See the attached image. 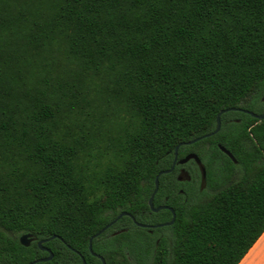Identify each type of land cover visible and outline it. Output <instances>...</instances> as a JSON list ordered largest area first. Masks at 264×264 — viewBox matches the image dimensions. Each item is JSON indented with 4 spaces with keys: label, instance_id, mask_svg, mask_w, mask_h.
Here are the masks:
<instances>
[{
    "label": "trees",
    "instance_id": "1",
    "mask_svg": "<svg viewBox=\"0 0 264 264\" xmlns=\"http://www.w3.org/2000/svg\"><path fill=\"white\" fill-rule=\"evenodd\" d=\"M261 98L264 0H0V264H101L88 238L119 213L170 221L147 201L175 146L204 187L161 173L152 205L164 194L171 223L121 215L91 251L237 264L264 230V118L231 108Z\"/></svg>",
    "mask_w": 264,
    "mask_h": 264
},
{
    "label": "water",
    "instance_id": "2",
    "mask_svg": "<svg viewBox=\"0 0 264 264\" xmlns=\"http://www.w3.org/2000/svg\"><path fill=\"white\" fill-rule=\"evenodd\" d=\"M231 109L233 110V109H235V108H231ZM224 111H225V110H221V111H219V112L216 114V116H215V128L211 131V133H214V132H216V131L218 130V128H219V115H220V113H222V112H224ZM250 114H251L254 118L258 119V120L264 118V110H263V112H261L260 114H253V113H250ZM206 135H207V134H206ZM196 139H198V138H196ZM193 141H195V140H190V141H186V142H181V144H189V143H192ZM176 149H177V146L174 147V151H173L174 158H175V154H176ZM219 149H220L224 154H226V155H227V156H228V157L234 162L233 157L231 156V154H230L226 149H224V148L221 147V146H219ZM189 159H192V161L198 166L199 171H200V177H201L202 179H204V177H205V168H204V166L202 165L200 159L197 157L196 154H194V153H192V152H191V153H188L187 155H185L183 158H181V159L179 160V163L186 162V161L189 160ZM173 162H174V159H173V161H172L171 166H170L168 169H165V170L159 171V172L156 174L155 178H154V188H153V190H152L150 196L148 197V201H147V204H148L149 209H151V210H153V211H157L158 209H161V208H165V207H166V206H162V205H161V206H157V207H153V205H152V197H153V194L155 193V191H156V189H157V177H158L161 173H167V172H169V171L172 169ZM166 208H168V209L171 211V213H172L171 220H172V219H173V211H172V209H171L170 207H166ZM121 215H128V216L131 218V220L134 221V218H133L131 215H129V214L125 213V212H121V213H119V214H118L113 220H111L110 222H108L105 226H103L100 230H98V231L95 232L92 236H90V237L88 238V251H89V253H90L91 255H93V256H95L96 258H98V259L100 260L101 264H105L103 258H102L99 254H96V253H94V252L91 251V245H90V244H91V239H92L93 237H95L96 235H98L101 231H103V230H104L105 228H107L109 225H111V224H112L117 218H119ZM171 220L168 221L166 224H170V223H171ZM134 222H135V221H134ZM135 224H136L137 226H140V227H145V225L142 224V223H137V222H135ZM158 225H162V224H158ZM53 237H54V236H50V237H48V238L39 239V240L36 241L37 246H38L41 250H43V251H45V252L47 253V256H45V257H43V258H40L39 261H47V260H49V259L52 257V253L50 252V250H49L48 248L42 246L41 244H42L44 241L49 240V239H51V238H53ZM31 240H32V238H31L30 234H28V233L21 234V235L18 237V242H19V244H21L22 246H27V245L30 243ZM80 260H81V263H80V264H85V261H84V259H83L82 257H80ZM30 263H32V262H30Z\"/></svg>",
    "mask_w": 264,
    "mask_h": 264
},
{
    "label": "flooded vegetation",
    "instance_id": "3",
    "mask_svg": "<svg viewBox=\"0 0 264 264\" xmlns=\"http://www.w3.org/2000/svg\"><path fill=\"white\" fill-rule=\"evenodd\" d=\"M260 102H261V108H260V112L259 113H254V112H251L249 110H246V109H243V108H236L234 110H236L237 112H242V113H247L249 114L250 116H252L250 113H253V114H260L261 112H263L264 110V98H261L260 99ZM253 117V116H252ZM225 123L226 124H232V123H238L240 125V127H243L244 125V122L241 121L240 117L238 116H230L228 117L226 120H225ZM188 153H191V152H187L185 153L183 156L181 157H177V154H175V158H174V155H173V158L171 160V164H172V161L174 159V162H173V166H172V169L170 171H172V177L174 178V180L178 183H183V182H192V179H191V167H193L196 171H197V176L199 178V189L203 188L204 187V179H202L200 177V171H199V168L198 166L192 161V159H189L187 160L186 162H183V163H179V160L181 158H183L185 155H187ZM170 164V166H171ZM169 166V167H170ZM165 174V173H164ZM164 191L167 192L168 188H169V182H165L164 185ZM190 189L193 190V187L192 185H190ZM176 192L182 196H184V192L181 188H177ZM166 200H167V197L162 194L161 196V199H158V201H160L156 206H153V207H157V206H166V207H170L168 204H166ZM161 208V209H158L157 211H153L150 209L151 212L153 213H158V211L160 210H167L168 212L171 213V211L168 209V208ZM171 208V207H170ZM172 209V208H171ZM171 217H172V213H171ZM130 218V217H129ZM131 219V218H130ZM132 221V220H131ZM135 221V220H134ZM132 221L134 224L135 222ZM168 221H161L159 223H156V224H144L145 227L144 228H148L150 229L149 232L152 233V229H156V228H160L162 226H166V225H169V224H166ZM138 223V222H137ZM158 224H162V225H158ZM136 225V224H135ZM110 226V225H109ZM154 243L156 244L157 243V238L154 239Z\"/></svg>",
    "mask_w": 264,
    "mask_h": 264
},
{
    "label": "crops",
    "instance_id": "4",
    "mask_svg": "<svg viewBox=\"0 0 264 264\" xmlns=\"http://www.w3.org/2000/svg\"><path fill=\"white\" fill-rule=\"evenodd\" d=\"M237 264H264V230Z\"/></svg>",
    "mask_w": 264,
    "mask_h": 264
},
{
    "label": "rangeland",
    "instance_id": "5",
    "mask_svg": "<svg viewBox=\"0 0 264 264\" xmlns=\"http://www.w3.org/2000/svg\"><path fill=\"white\" fill-rule=\"evenodd\" d=\"M191 173L194 175V181L191 183L192 184V186H193V190L195 191V189H197V186H198V180H199V178H198V176H197V171L193 168V167H191ZM190 186V184L189 183H186V182H183V186L184 187H187V186ZM162 235H164L167 239H169L170 238V232H169V230L168 229H166V228H162L160 231H159ZM141 264H149V259H146V260H144V262H142Z\"/></svg>",
    "mask_w": 264,
    "mask_h": 264
}]
</instances>
